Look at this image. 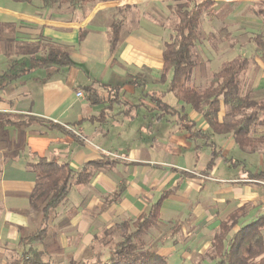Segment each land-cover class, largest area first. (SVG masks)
<instances>
[{
	"label": "crops",
	"instance_id": "obj_1",
	"mask_svg": "<svg viewBox=\"0 0 264 264\" xmlns=\"http://www.w3.org/2000/svg\"><path fill=\"white\" fill-rule=\"evenodd\" d=\"M149 1L99 3L82 10H47L33 7L34 2L25 7L0 3V118L4 116L12 122L0 130V243L5 245V249L0 248V257L3 259L7 260L12 246L19 245L21 229L30 228V224L40 225L41 213L30 203L37 184L29 168L39 158L67 164L76 173L92 162L105 163L104 167L90 169L89 182L74 185L56 209L52 227L37 249L48 259L54 253L64 254L68 262L89 261L92 257L87 254L96 239L114 225L147 213L163 191L175 186L177 191L163 201L160 210V218H167L160 224L179 223L172 233L186 236V223L188 227L190 223L193 231L204 217L223 212L220 223L229 213L247 205L248 215L254 210L258 214L264 212L261 210L264 187L259 180L246 178L244 171L248 170H243L241 178L228 182L231 187H226L224 194L235 191L239 185L245 189L235 192V199L230 196L219 200L224 207L217 212L211 198L207 203L203 201L207 191L204 182L212 172V169L205 171L210 153L203 155L202 164L207 163L198 171L179 169L166 161L174 156L184 162L198 146L191 145L184 130L172 128L165 118L170 114L157 116L161 111L147 95L165 90V85L157 84L163 66L165 30L145 24L147 21L140 20L139 14H128L119 17L118 41L112 49L110 44V26L116 14L120 16ZM214 1L217 12L237 2L254 4L264 0ZM39 36L66 46L70 62L36 65L43 54L36 51L29 55V49L33 48L29 45L41 43ZM11 75L17 76L10 80ZM134 80L144 81L142 91L130 85ZM88 86L92 94L84 91ZM118 87H122L118 93L121 103H100L93 95L106 98V89ZM257 88L264 90V72L259 75ZM77 92L83 97L78 98ZM171 96L165 94L162 101L171 106L166 102ZM189 118L196 123L198 117L189 111ZM22 121L24 124H16ZM201 124L198 128L205 131L206 123ZM162 144L169 145L167 152L157 151L163 149ZM122 145H127L125 150ZM233 146H236L234 141H229L227 149L231 152L238 149L235 147L233 151ZM156 152L164 158L155 161ZM263 153L256 155L261 157ZM218 158L227 163L222 154ZM257 160L263 167L261 158ZM257 172L264 170L254 173ZM247 217L244 214L240 220ZM254 218L247 219L245 225ZM46 248L51 250L48 256L43 250Z\"/></svg>",
	"mask_w": 264,
	"mask_h": 264
},
{
	"label": "trees",
	"instance_id": "obj_2",
	"mask_svg": "<svg viewBox=\"0 0 264 264\" xmlns=\"http://www.w3.org/2000/svg\"><path fill=\"white\" fill-rule=\"evenodd\" d=\"M14 3L30 4L33 0H9ZM43 9H84L92 6L96 0H35ZM116 1V0H102ZM170 13L176 22L172 34L163 44L162 70L157 84L165 85V90L153 91L147 95L151 103L156 105L161 113L176 116L181 130L187 133L188 139L194 142L201 141L210 150V160L205 171L212 169L214 160L221 153L217 144L212 141V136L230 135L236 147L247 152H254L257 145L264 144V132L255 137V131L264 128V97L255 99L249 90L244 95L240 91L239 74L244 66L245 59L240 55L220 66V70L212 75L210 82L202 88L191 83V76L195 68L192 61V48L199 37L200 23L203 15L214 16L216 2L214 0H176ZM94 5V4H93ZM260 7V8H259ZM264 1L257 3L254 15L262 21L263 32L253 39L259 59L264 63ZM120 21H116L111 28V49L118 41ZM41 43L49 44L43 50V56L38 66L46 67L47 64H68L70 62L66 46L51 43L41 39ZM48 42V43H45ZM36 47L29 49V55L36 52ZM17 75H11L14 80ZM144 81L134 80L131 86H143ZM129 84V83H128ZM106 89L107 95L99 97L97 102L121 103L119 89ZM85 92L92 94L91 86L85 87ZM170 93L177 105L169 106L162 101V97ZM226 106L229 111L228 122H221L219 113L221 106ZM188 110V112H187ZM189 111L201 115L207 125L203 131L196 126L195 121L189 118ZM32 121V119H29ZM12 124L6 117L0 118V130ZM24 124L23 121L21 123ZM52 127V126H51ZM199 147V146H198ZM197 148V145H196ZM226 162H231L226 160ZM104 161L92 162L78 173L74 172L67 164L59 165L54 161L37 159L29 165L37 187L30 195L31 206L41 213L39 227L28 236L19 239L21 251L10 258L5 264H54L43 259V253L32 248L35 244L43 243L46 239L52 222L56 216V209L66 200L74 185H85L91 178L90 169L104 167ZM247 179L264 181V172L251 173L244 171ZM178 187L163 191L158 200L150 206L147 213L134 220H124L110 230L117 233L120 238L112 249L108 250V257L102 259L96 255L89 261L70 260L68 264H168L165 257L152 251H144L143 236L160 220L161 205L164 200L173 195ZM245 208L241 207L229 213L222 220L211 239V252L207 257L213 264H264V214L251 223L233 232L238 221L244 216ZM109 231V232H110Z\"/></svg>",
	"mask_w": 264,
	"mask_h": 264
},
{
	"label": "rangeland",
	"instance_id": "obj_3",
	"mask_svg": "<svg viewBox=\"0 0 264 264\" xmlns=\"http://www.w3.org/2000/svg\"><path fill=\"white\" fill-rule=\"evenodd\" d=\"M129 1L131 0H96L94 3H92V6H95L99 3H120ZM144 1L147 0H135V3H140ZM173 1L176 0H151L147 2V4H143L139 7L133 8V10L129 12H124L123 14H120V16L119 13H117L115 16V20L111 23L110 28H112L113 24H115L116 21L119 20V17H126L128 14H139L141 16L140 20L147 21V23L145 24H153L155 27H160L161 29L165 30V42L173 33L172 28L176 22L175 17L170 13L168 9L169 6H173ZM33 2V7L39 6L40 8L41 4L38 1L33 0ZM0 3H6L9 5L16 6L19 5L18 7L27 6V4H16L8 0H0ZM90 5H87L86 8L92 7ZM256 8L257 3L244 4L237 2L234 6L222 7V9H219L214 16L203 15L200 23L199 37L192 48V61L195 65L191 76V83L193 85L199 88L205 87L210 82L212 75L220 70V66L222 63L231 61L236 56L240 55L241 57H243V59L246 60L239 74L241 95H244L249 90H252L255 91L252 94L255 99L263 98L264 90L261 91L257 87L259 83V75L260 73L264 72V63H262L259 59V55L256 52L255 43H253L252 41V39L257 34L263 32L262 21L257 18L253 12L254 10H256ZM158 33L161 36L162 33ZM236 34L237 36H232ZM47 45L49 46V44L35 43L30 44L29 48L34 46L36 47L35 50L37 52H42L43 54V50L47 47ZM30 50L32 51V49ZM139 88L140 91L143 90V86ZM166 102L171 106L176 104L175 99L172 96L171 98L169 97L168 99H166ZM228 111L229 109L226 106H221L219 113V119L221 122L230 121L229 117L226 116ZM197 117L198 118L196 119V126L198 127L204 121L201 115H197ZM165 118L172 123V128L174 130L176 128L179 130L181 129L179 122L175 120L176 116H167ZM262 134V128H258L255 131L254 136L257 137ZM212 141L217 144V147L222 152V156L226 157L229 161H231V163H224L220 161L219 158L216 159L211 170L212 172L210 171L211 173L204 182V188L207 191H205L206 193L203 201L207 203L208 199L211 198V201L213 203L212 206H214V209H216L218 212L222 210L223 206L219 202V200L224 198L230 199V196L231 198L235 199V192H238L240 189H245V186L239 185L237 186V189L235 191L224 194L223 191L226 189V187H231L228 184L229 181L241 178L244 174V169L253 173L256 172V170H264V165L263 167H260V161L257 160V158H261L264 163V153L261 155V157L256 155L258 154V152H264V144L261 143L257 145L255 151L251 152L253 153V156H251V154L248 153L246 150L240 151L237 149L236 146L235 147L237 150H235L234 146L232 147L233 151L235 150L234 152H231L229 149H227L229 141H233L230 135H213ZM193 144L199 147L196 150H191L189 152L190 154L186 156L184 162H181L174 156L167 157L166 161L170 162L172 165L176 166L179 169H186L189 171H198L199 168L203 167V165L205 167L207 162L205 164H202L204 162L203 155H205L206 153L207 155H209V148L204 146V144H201V142L192 141L191 145ZM126 146L127 145H122L121 148L125 150ZM162 147L163 149L157 148V151L167 152L169 150V145L167 144H162ZM162 158H164V156H159L156 152V157H154L155 161H158ZM196 158H198V161H196ZM251 158L252 160L250 162ZM234 163L236 164L234 165ZM201 182H203V180H201ZM259 182H261V186L264 187V181ZM193 183L195 184L197 182ZM191 194L194 195L195 192ZM249 210L250 206L247 205L245 208V215L248 216L246 220L250 217H255V220L257 217L264 214V212L262 214H258L259 212L257 210H254L252 214L248 215ZM261 210H264V207ZM219 214L220 213H218V215L216 216H213L212 214L210 217H204V220H199L198 225L193 231L190 230V223L189 227L186 223L184 226V232L186 236H184V234L181 232H178L177 234L176 232L172 233V230L179 223L173 224L174 222L164 221V223L160 224L161 220H167L165 216H161L159 222L155 226L150 228L143 236V250L156 252L157 254L160 253L162 256L165 257L168 264H213V262L209 261L207 253L211 252V239L217 230V225L219 221L225 215V213L223 212L220 215ZM178 219L182 220L183 218L181 217ZM246 220H239L237 226L233 229V232L245 226ZM29 226L30 228L27 227L25 229H21L18 232L19 236H28L30 233L34 232V230L38 228L37 224H30ZM1 234L2 239H4L5 233L2 232ZM119 239L120 238L117 236V233L111 231L106 232L105 235L101 236L100 238L94 241L93 247L88 252L90 254H87V256H91L93 258L96 255H100L102 259H106L108 257V250L112 249L114 244L118 242ZM45 246L46 245H44V248ZM40 247V244L32 246V248L35 249H38ZM0 248L5 249V245H3V242L0 243ZM20 248L21 247L19 245L12 246V250H9L10 252L7 256V260H10L9 257L12 258L13 256H15L17 254V251H20ZM166 249L168 251H166ZM43 250L46 253V256L50 255V249L47 250L46 248ZM50 257V259L46 257H43V259L46 261H50L54 264H67L68 262L64 254H59L57 256L52 253ZM7 260L3 259V257H0V263H4Z\"/></svg>",
	"mask_w": 264,
	"mask_h": 264
},
{
	"label": "built area",
	"instance_id": "obj_4",
	"mask_svg": "<svg viewBox=\"0 0 264 264\" xmlns=\"http://www.w3.org/2000/svg\"><path fill=\"white\" fill-rule=\"evenodd\" d=\"M76 96H77L78 98H82V97H83V95H82L81 92H77V93H76ZM263 185H264V184H263Z\"/></svg>",
	"mask_w": 264,
	"mask_h": 264
}]
</instances>
